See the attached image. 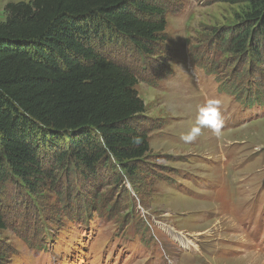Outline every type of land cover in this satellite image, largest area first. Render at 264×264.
<instances>
[{
    "label": "rangeland",
    "instance_id": "obj_1",
    "mask_svg": "<svg viewBox=\"0 0 264 264\" xmlns=\"http://www.w3.org/2000/svg\"><path fill=\"white\" fill-rule=\"evenodd\" d=\"M6 1L19 0H0L1 19ZM158 2L166 40L154 53L110 52L139 80L151 147L144 163L133 177L108 171L97 182L59 172L35 193L6 183L0 264H264V102L249 108L252 98L245 105L236 95L258 88L264 97V64L224 52L217 35L246 5ZM228 81L236 92H226ZM209 99L220 101L221 135L204 129L185 143Z\"/></svg>",
    "mask_w": 264,
    "mask_h": 264
},
{
    "label": "trees",
    "instance_id": "obj_2",
    "mask_svg": "<svg viewBox=\"0 0 264 264\" xmlns=\"http://www.w3.org/2000/svg\"><path fill=\"white\" fill-rule=\"evenodd\" d=\"M224 1L246 9L227 34H217L220 46L259 67L264 0ZM4 12L0 190L13 180L35 193L56 183L59 172L85 182H97L108 171L133 177L151 149L140 123L146 105L135 72L110 52L153 54L166 40L165 8L158 0H28L9 2ZM237 83L224 82L226 92H236ZM245 89L235 96L245 105L252 98L247 107L264 102L260 89ZM5 227L0 204V228Z\"/></svg>",
    "mask_w": 264,
    "mask_h": 264
},
{
    "label": "clouds",
    "instance_id": "obj_3",
    "mask_svg": "<svg viewBox=\"0 0 264 264\" xmlns=\"http://www.w3.org/2000/svg\"><path fill=\"white\" fill-rule=\"evenodd\" d=\"M224 123L220 101L209 99L205 105L199 107L195 125L182 134L180 139L185 143H193L203 134L204 129L210 130L215 136H220Z\"/></svg>",
    "mask_w": 264,
    "mask_h": 264
},
{
    "label": "crops",
    "instance_id": "obj_4",
    "mask_svg": "<svg viewBox=\"0 0 264 264\" xmlns=\"http://www.w3.org/2000/svg\"><path fill=\"white\" fill-rule=\"evenodd\" d=\"M20 1V0H19ZM9 2H14V1H6L4 4H3V6H2V10H3V13H4V18H5V12H4V7H5V5L7 4V3H9ZM3 18V19H4Z\"/></svg>",
    "mask_w": 264,
    "mask_h": 264
}]
</instances>
